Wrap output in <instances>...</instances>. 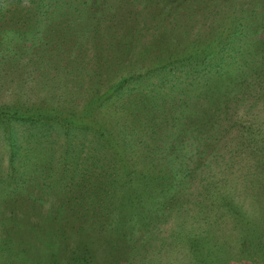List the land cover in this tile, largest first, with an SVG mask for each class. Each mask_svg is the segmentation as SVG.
Wrapping results in <instances>:
<instances>
[{"label": "trees", "instance_id": "1", "mask_svg": "<svg viewBox=\"0 0 264 264\" xmlns=\"http://www.w3.org/2000/svg\"><path fill=\"white\" fill-rule=\"evenodd\" d=\"M112 1L111 8L91 14L89 5L78 6L79 0H49L48 18L55 36L49 39V53L40 54L36 61L40 65L46 60L47 71L39 73L36 67L25 74L18 70L15 78L20 90L12 94L0 88V146L4 149L0 151V244L5 253L17 249L19 261L25 252V264H77L81 260L79 264H99L101 247L96 235L87 233L99 228L109 236L102 250L111 245L112 255H119L112 262L129 264L148 248L143 240L149 226L167 213L176 215L178 186L186 187L200 175L213 185L234 184L241 179L233 172L239 155L253 154L257 161L264 160V0ZM90 34L94 42L81 44V38ZM14 58V66L28 65L19 60L21 54ZM125 61L136 70V74L129 72L126 81L117 67ZM111 71L116 75L111 81H124L110 95L113 107H107L110 103L101 107L99 90L92 91V86L88 90V85ZM7 78L0 74V82ZM34 82L42 89L50 87L51 95L30 100L27 89ZM75 98L85 102L76 105ZM16 124L26 132L18 133ZM80 129L82 143L94 135L90 142L107 148L108 157L117 162L115 152L119 146L125 149L126 158L119 163L128 178L125 190L111 187L110 181L82 184L83 178L79 182L75 174L79 161L70 158L75 146L71 148L64 136H75L74 131ZM60 143L65 154L58 160L63 161L64 170H56L53 164ZM101 158L106 157H98L103 169L99 173L112 177L106 170L113 172L116 162L107 160L108 165ZM146 165L158 167L151 176L157 181L155 194L145 180L150 177L144 174ZM68 178V187L73 184L72 189L83 190L84 199L80 203L46 199L52 201L46 206L41 194L52 193L58 182L60 186ZM102 196L115 197V201ZM149 199L151 204H147ZM74 206L90 212L89 216H77ZM94 207L102 212L100 221L91 211ZM65 219L79 222L78 237L71 238V232L66 235L62 230L53 233L54 225L64 226ZM249 223L248 231L241 229L236 242L232 241L240 247L246 241L263 244L258 220ZM193 228L187 232L181 223V232L172 237L181 236L187 242ZM156 234L150 231L147 238ZM56 236L71 242L65 248L50 247L45 259L40 253L47 240ZM229 236L224 233L216 240L226 244L233 239ZM211 239L207 243L215 241ZM191 241L200 247V239ZM206 241L201 252L193 251L198 264H210L219 257L215 253L222 252L207 247ZM249 251L259 249L253 245ZM121 256L125 263L118 261Z\"/></svg>", "mask_w": 264, "mask_h": 264}, {"label": "rangeland", "instance_id": "2", "mask_svg": "<svg viewBox=\"0 0 264 264\" xmlns=\"http://www.w3.org/2000/svg\"><path fill=\"white\" fill-rule=\"evenodd\" d=\"M48 1L49 0H0V74L8 75L7 81L0 82V88H6L5 90L7 93L14 94L20 90V87L17 85V79L15 78V73H17L18 70L25 71V74L28 73V71L30 72V70L32 71V69H36V67L37 72L39 73L42 71L45 72V70L47 71V67L49 65L46 60L41 62V67L36 63V61L39 59L40 54L46 56L49 53V49H47L49 39L55 36V27H51V21H49L48 18ZM58 1L62 2L63 0ZM80 5H89L90 7L87 12L89 11L91 14H94L96 11L99 13L102 12V10L111 8V6L114 5V2L112 0H79L78 6ZM53 25L56 26L57 24H54L53 22ZM73 25L78 27L80 26L78 23H73ZM57 28H60V26ZM92 37L93 36L91 34L87 39L82 37L80 43H89L90 41L94 42ZM16 54H21V58H19V60L24 64L27 63L28 65L22 66L19 64L22 68L14 66V56H16ZM64 58H66V56L63 57V59ZM29 61L31 62L28 63ZM126 63L127 61L117 65V67H119L118 71L125 75V81L129 72L136 74V70H132L130 66L126 65ZM67 66L70 68L69 64ZM115 76V72L113 71L110 73H104L101 80H96L92 83L94 86L88 85V90H90L91 86L94 87L92 91L95 90V88L99 90L98 96H100V99L98 102L101 103V107L106 106L108 103L110 104L107 107H113L111 102L114 100V97H110V95H113V89H119V86H121L120 82L124 81V79L111 81ZM104 78L109 79L110 82L107 83ZM85 85H87V83H85ZM31 86V88L27 89L31 95L30 100H38L42 96L51 95L50 87L42 89V86L36 82L32 83ZM88 99L89 97L85 101ZM85 101L75 98L76 105ZM243 125L244 124L241 126ZM14 129H16L18 133L26 132L24 126L19 124H16ZM74 132H76L77 135L75 134V136H73L68 133L66 134L67 136H64L61 134L59 138L64 136V138L68 140V144L71 148L75 146V148H73V152L76 156L71 155L70 158L74 163L77 160L79 161L77 164L79 166V171L75 172L77 178H79V182L83 178L85 180L81 181L82 184H100V181L107 184L110 181L111 187L117 185L119 188L125 190V182L128 178L125 176V172H123V168L119 164L121 163L122 165L123 163V160L120 158H126L125 149L119 146L118 153L113 150L115 152L114 156H116L119 160L117 162L114 157H108L109 151L107 148L97 147L94 145V142H90V139L94 135L92 136V134H89V137H87L89 139L83 141L84 143H82L80 138H83V133H81L83 132V129L75 130ZM80 134L82 136H80ZM105 134H107V132H105ZM18 141L20 140L18 139ZM95 142H97V140H95ZM56 148H59L60 151H57L54 154L53 164H55L56 170L58 168L59 170H64L63 161L60 162L58 160L61 155L63 157L65 154L64 145L60 143V145H57ZM3 150V147L0 146V151ZM75 150L77 152L76 154ZM100 154L106 158H101L99 160H106V162L108 160L110 163L116 162L114 169L112 170L113 172L106 170L109 174L113 173L112 177L106 175L105 173H99L101 170L103 172L100 161H98ZM252 155L238 156L240 160H238L233 172L239 173L241 179L234 184L227 181L224 185H221L219 182L213 185V183H209L204 177H202V175H200L193 180L190 185H187L186 187L178 186V189H176V215H173L175 212L172 215L167 213V215L162 217L156 225L149 226L147 230L149 232L145 234V240H143L144 243L148 245V248L143 253L139 251L137 255H135V259L129 261V264H198V262H196L197 257H194L193 251H196L197 249H199L200 252L202 251L203 248L201 247L203 246V241H206L204 239L205 236L206 238H209V240H212L211 238L215 239V241L210 243H207L209 241L207 240L205 244H210L207 247L212 250L218 248L222 251H217L215 253L219 256L218 259L216 257L214 259V256H212L214 261L211 259L212 263L210 264H264V241L263 244H259V242L254 241L252 245L250 244V241H246V244L243 247H240L238 243H234L236 242L235 237L240 234L241 229L248 231V227H250L249 221H253L255 219L258 220L261 231L264 233V160L257 161L256 157H252ZM247 164H249V166ZM3 165H6V162H3ZM73 168H76V165ZM246 168H248V170ZM156 169H158V167L152 169L150 165H146L143 168V171L145 172L144 174L147 173L146 178L150 176L145 180L148 185L153 186L154 194L157 181L155 179L153 182L151 176H153L152 171ZM116 175L118 176L117 179H115ZM66 181L67 179H62L60 186L58 182L56 188L52 189L54 190L52 193L49 192L41 194L46 206H50V202L54 199H63L68 203H80L81 200L84 199L82 197H85L86 195L82 193L83 190L72 189V187H75L73 184L68 187L69 178L67 183H65ZM60 189L61 191L59 192ZM103 196L101 198L106 201H115V197L106 198V196ZM184 197H186L187 200L182 202L181 198ZM46 199H51L52 201L48 202ZM150 201L151 199H149L147 204H151ZM231 207L234 209H230ZM73 208V213L78 214L77 216H89L90 212L86 213L82 209H77L76 206ZM184 208H186L188 212H182ZM93 210L94 214L99 215L95 219L100 221L103 216L101 214V210L98 207L91 209V211ZM65 212L68 215L71 214V211L69 210H66ZM241 217H243V219L239 220ZM62 222L64 223V226L57 223L54 225L53 233L59 231L61 232L62 230L66 231V235H70L71 232V238L79 236V234L75 235V230L77 228H81L78 221L75 219L73 221L65 219V221ZM181 223L185 225L187 232H189L190 227H194L191 231L192 238H189L187 242H184L183 239L180 238L181 236L179 238L172 237L173 235H176L178 231L181 232ZM99 229H96L95 233L92 229L87 231L89 234L96 235L97 243L99 244V247H101L99 253L101 257L98 255L100 260L98 263L114 264L112 262V257L117 260L119 255L117 256V254H115V257L112 255L111 245L106 248L105 252L102 250V242L105 241V239L109 240V236L108 233H103ZM150 231L157 233L156 238H154V236H152L151 239L147 238ZM224 233L230 234L228 238L233 239H229L230 242H227L226 244L218 243L216 239L219 238V240H221ZM132 235L135 236V232ZM93 239L95 240V237H93ZM199 239L202 242H199L200 247L198 248L191 240L196 242ZM50 240L51 242L47 240L45 251L40 253L45 259H47L50 255V247L61 246L65 248L66 242L67 244L71 242V240H68L69 242L67 240H60L57 236L54 238L51 237ZM162 241L164 243H161ZM132 242H134V240H131V243ZM50 243H52V245ZM253 245L256 249H259V251L256 253L249 251L247 253L246 251L248 246ZM207 247H204L205 250H208ZM11 250L13 251L12 254L8 251L5 253L6 249L0 244V264H25L23 260L27 254H25V252L24 254H20L23 255L21 256L23 260L19 261L17 258L18 255L16 256V252L18 250L15 248ZM241 250H244L245 252L241 253ZM60 253L61 252L59 251V254ZM249 253L250 256H246L245 258V254ZM54 254H56V251ZM212 254L213 252H211V255ZM257 254L258 257H256ZM102 255L106 256L102 257ZM123 258L124 257L121 256L118 261L125 263ZM83 261L84 260L78 261L77 264ZM36 264L40 263L36 262Z\"/></svg>", "mask_w": 264, "mask_h": 264}]
</instances>
